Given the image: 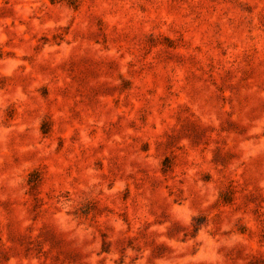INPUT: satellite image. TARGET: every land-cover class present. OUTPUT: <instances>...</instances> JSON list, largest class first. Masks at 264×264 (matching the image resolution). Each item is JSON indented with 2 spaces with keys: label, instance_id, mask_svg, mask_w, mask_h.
<instances>
[{
  "label": "rangeland",
  "instance_id": "obj_1",
  "mask_svg": "<svg viewBox=\"0 0 264 264\" xmlns=\"http://www.w3.org/2000/svg\"><path fill=\"white\" fill-rule=\"evenodd\" d=\"M0 264H264V0H0Z\"/></svg>",
  "mask_w": 264,
  "mask_h": 264
}]
</instances>
